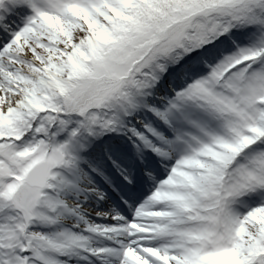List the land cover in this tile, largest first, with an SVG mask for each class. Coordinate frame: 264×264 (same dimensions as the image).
Segmentation results:
<instances>
[{"label":"snow or ice","instance_id":"snow-or-ice-1","mask_svg":"<svg viewBox=\"0 0 264 264\" xmlns=\"http://www.w3.org/2000/svg\"><path fill=\"white\" fill-rule=\"evenodd\" d=\"M0 264H264V0H0Z\"/></svg>","mask_w":264,"mask_h":264}]
</instances>
